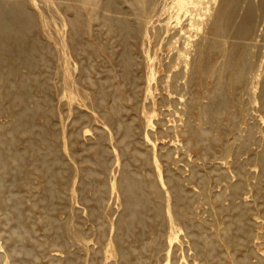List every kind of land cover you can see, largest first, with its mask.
Masks as SVG:
<instances>
[{
	"label": "rangeland",
	"instance_id": "rangeland-1",
	"mask_svg": "<svg viewBox=\"0 0 264 264\" xmlns=\"http://www.w3.org/2000/svg\"><path fill=\"white\" fill-rule=\"evenodd\" d=\"M6 1L0 264H264V0Z\"/></svg>",
	"mask_w": 264,
	"mask_h": 264
},
{
	"label": "bare ground",
	"instance_id": "bare-ground-1",
	"mask_svg": "<svg viewBox=\"0 0 264 264\" xmlns=\"http://www.w3.org/2000/svg\"><path fill=\"white\" fill-rule=\"evenodd\" d=\"M214 0H157L160 4V14L167 15L158 18V25L166 32L175 30V41L182 43L183 47L192 35L194 29L200 24L205 15V10ZM222 6L226 0H221ZM30 20L21 7L6 0H0V53L8 47L7 43L13 40L20 43L24 31L29 28ZM127 27L123 25V28ZM173 29V30H172ZM175 43V42H174ZM264 48V46H262ZM181 54L177 51L176 56ZM260 66H264V56L260 58ZM20 123V122H19ZM18 123V125H19ZM131 188L126 193L131 195ZM131 200V199H130Z\"/></svg>",
	"mask_w": 264,
	"mask_h": 264
}]
</instances>
